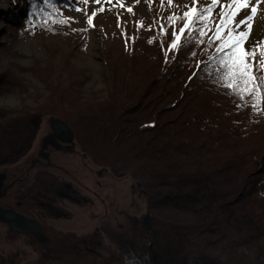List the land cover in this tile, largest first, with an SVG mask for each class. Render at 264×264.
<instances>
[{
  "label": "trees",
  "instance_id": "1",
  "mask_svg": "<svg viewBox=\"0 0 264 264\" xmlns=\"http://www.w3.org/2000/svg\"><path fill=\"white\" fill-rule=\"evenodd\" d=\"M66 1L48 0L51 4L44 5L42 0H30L27 7L36 19L48 16L50 23H58L53 4ZM243 17L241 10L236 20H244ZM167 24L154 28V43L146 37L122 39L115 70L122 72L124 82L123 77L129 72L143 75V68L152 69L158 79L167 78L168 83L183 89L182 100L187 99L186 94L191 97L193 116L179 113L162 121L159 119L162 114L175 109L176 103H171L161 109L148 108L147 120L141 115L147 107L143 109V99L148 97L149 103L156 106L164 102L165 89L160 91L162 95L156 91L155 97L149 84L144 95L138 97L126 92L123 83L115 77L111 83L113 90L105 100L95 103L87 116L78 111L59 113L54 106L45 112L68 124L75 138L83 131V141L88 137V123L92 125L94 131L89 132L85 154L97 163H109L117 174L130 173L141 188L146 187L143 190L151 201L150 208L183 210L197 218L185 224L178 219L161 222L157 224L158 231H153V238L143 237L136 231L134 241L120 239L128 264H264V244L253 260L243 254L234 261H225L208 252L220 236L233 243L242 235L246 234L243 239L248 241L253 233L261 232L262 239L253 244L259 246L257 242H264V213L262 218L248 213L244 205L236 206L242 197L250 194L251 199L260 203L261 197L264 201V169L254 171V151L240 150L237 143H244L264 131V85L255 97L244 93L241 98L221 79L223 72L218 61L223 52L217 54L220 41L209 46L212 31L207 32L203 43L198 42V33H185L178 42L179 48L167 51L173 40L172 32L182 27L183 21H177L174 26ZM161 27L165 29L163 35ZM251 39L261 40L259 51L264 52V35L253 32ZM255 62L259 67L258 57ZM261 68L257 73L253 70L256 76H264V62ZM4 83L9 82L4 79ZM43 116V109L17 115L0 112V166L15 162L28 152ZM226 152L230 156L223 157ZM259 157L264 160V154L254 158ZM258 184L260 191L257 192L254 185ZM161 234L164 240L159 239Z\"/></svg>",
  "mask_w": 264,
  "mask_h": 264
},
{
  "label": "rangeland",
  "instance_id": "2",
  "mask_svg": "<svg viewBox=\"0 0 264 264\" xmlns=\"http://www.w3.org/2000/svg\"><path fill=\"white\" fill-rule=\"evenodd\" d=\"M42 1L44 5L51 4L48 0ZM29 2L30 0H11L10 4H7L5 0H0V112L9 115H17L23 111L41 112L42 109L44 112L27 153L36 149L40 138L48 132L50 117L58 118L45 112L46 109L54 106L59 113L78 111L85 117L95 103H100L107 98L109 92L113 90L112 77L121 81L123 75L122 72L115 70V63L122 49V39L146 37L154 43L156 39H153L154 28H158L159 24L168 25L169 16L182 17L183 13L190 9L200 11L212 5V0H196L195 4L193 0H171V4L168 0H100L99 3L96 0H88V3H82L81 0H67L65 3L53 4V9L58 13L60 21L50 23L48 16H42V20L36 19V15L28 10ZM228 3L230 0H219V3L212 7L210 15L213 27L219 21L221 7ZM253 6L257 7V14L251 21V32L244 48L249 51L256 49L255 58L258 57L261 62L259 67L253 69L257 73L264 62L259 51L262 42L261 40L251 41V35L253 32L264 35V0H259V3L257 0H251L249 7L242 10L244 19L251 13ZM128 8L132 11L129 12ZM94 12L96 15L93 17ZM89 17L93 21L91 27L88 24ZM200 26L199 23L194 25V27ZM151 70L143 68V75L129 72L123 77L124 82L121 81L126 89L122 88L126 92L138 97L144 95L149 84L155 97L156 91L162 95L160 91L163 92V88L165 89L167 94L164 93L162 96L164 102L156 106L149 103L148 97L143 99V109L147 107L146 110L141 111V115L148 120L150 117L148 108L161 109L176 103L175 109L172 108L174 110L165 112L159 119L162 121L172 119L179 113L193 116L190 111L193 105L189 102L191 97L186 94L187 99L182 100L181 87L178 89V86L168 83L167 78L158 79V74ZM4 79L9 83H4ZM169 89L174 90L168 91ZM179 101L181 103H178ZM93 131L92 125L89 126L88 123L86 141H83L85 137L82 136L83 131H80L76 138L74 136V140L72 138V141L67 143H74L85 154V147L90 142L89 132L93 133ZM237 143L240 150L250 149L254 151V157L261 156L264 154V131H260L259 135L244 143ZM211 156L205 155L206 158ZM222 156L230 155L226 152ZM254 157V171L264 169V160ZM87 159L94 168H104L107 171V175L100 179L105 183L102 189L94 186V178L91 175L86 180L89 190L99 192L104 203L101 205L92 198L93 205L82 210L77 222L84 223V229L91 233L95 226L102 224L99 214L105 210L106 217H109L111 222L110 229L107 228L109 230L105 232L103 248H93L100 255L89 253L84 254L83 258H76L73 254L63 253L60 261L55 263L49 256V245L30 244L23 238L9 241L5 238L4 227L0 224V262H5L1 264H128L120 248V239L131 238L132 242L135 240L134 232L136 231L143 237L153 238V231L155 230L154 233L158 231L157 224L171 221L170 219H178L180 222L182 220L184 224L197 220L193 215L185 214L183 210L175 211L158 206L150 208L151 201L143 190L146 187L141 188V184L130 173L117 174L111 169L109 163H97L89 154ZM109 177L114 178L109 179ZM131 182L137 183L140 191L143 190L142 195L139 196L137 191L135 193L129 191ZM254 186L258 192L260 184ZM252 196L250 194L242 197L236 206L244 205L248 213H256L263 218V198H259L260 201L262 200L259 203L254 198L251 199ZM129 202H134V207H129ZM128 213L135 214L134 221L127 219ZM147 214L150 218L151 230L142 226ZM58 223L69 226L64 220ZM119 225L122 229L118 230L116 228ZM245 235L236 238L233 243L224 239L226 237L220 236L210 245L208 252L219 255L225 261L230 259L234 261L236 257L241 258L243 254L253 260L260 250L258 248L263 246L264 242H257L259 246L253 243L261 240L263 233H253L248 237V241L243 239L247 236ZM163 236L164 234L159 235V239L164 240Z\"/></svg>",
  "mask_w": 264,
  "mask_h": 264
},
{
  "label": "flooded vegetation",
  "instance_id": "3",
  "mask_svg": "<svg viewBox=\"0 0 264 264\" xmlns=\"http://www.w3.org/2000/svg\"><path fill=\"white\" fill-rule=\"evenodd\" d=\"M61 137L65 139L66 135ZM90 175L97 189L105 186L100 179L107 171L90 165L87 156L74 143L53 136L49 126L36 149L13 163L0 166V209L7 212L6 220H0V224L5 238L49 245V256L55 263L63 253L76 258L89 253L99 256L93 248H103L105 232L111 224L105 210L99 214L102 224L95 226L91 233L84 229V223L77 222L82 210L93 205V199L101 205L104 203L99 192L89 190L86 180ZM129 191L142 195L133 182L129 184ZM134 205L129 202V207ZM134 218L135 214H127L129 221ZM61 220L69 226L58 223ZM120 228L121 225L116 229Z\"/></svg>",
  "mask_w": 264,
  "mask_h": 264
},
{
  "label": "snow or ice",
  "instance_id": "4",
  "mask_svg": "<svg viewBox=\"0 0 264 264\" xmlns=\"http://www.w3.org/2000/svg\"><path fill=\"white\" fill-rule=\"evenodd\" d=\"M82 3H88V0H81ZM97 3L100 0H96ZM251 0H230V3L221 7L219 14V23L212 26L211 12L212 7L219 3V0H212L211 6H206L200 11L190 9L183 13L182 17L169 16L168 21L170 26H174L177 21L182 20L183 26L178 30L172 32L173 40L168 46L167 51H175L179 48V41L181 37L187 33L192 35L198 33L199 43H203V38L207 35L208 31H212L211 37L208 38L209 46H213L216 41H220L217 46V54L221 55L218 65L221 68L223 75L221 79L224 81L225 86L236 91L237 95L243 98V94L247 93L255 97L261 85H264V76H256L253 69L256 67L255 52L256 49L251 51L244 48L251 32V21L257 14V7H251V14L244 20H236L239 12L249 7ZM171 4V0H168ZM196 0H193V4ZM259 3V0H257ZM79 11V9H77ZM129 12L131 8L127 9ZM103 11V9H101ZM94 12L92 16L94 17ZM66 22V21H65ZM200 24V27L194 25ZM89 26H93L92 18L88 19ZM151 30V29H149ZM161 34H165V29L161 27ZM167 55V53H166ZM195 55V53H192ZM264 57V52L260 54ZM250 58L251 62H250ZM259 81V83H257ZM256 108V104H253Z\"/></svg>",
  "mask_w": 264,
  "mask_h": 264
},
{
  "label": "water",
  "instance_id": "5",
  "mask_svg": "<svg viewBox=\"0 0 264 264\" xmlns=\"http://www.w3.org/2000/svg\"><path fill=\"white\" fill-rule=\"evenodd\" d=\"M49 126L53 131V136L61 138L65 142H71L73 138V133L69 126L61 119L56 117H50L49 119ZM61 134L66 135V138L63 139ZM6 211L4 209H0V220H6ZM150 218L148 214L144 217L142 222V226L145 227L147 230H151L150 227Z\"/></svg>",
  "mask_w": 264,
  "mask_h": 264
},
{
  "label": "bare ground",
  "instance_id": "6",
  "mask_svg": "<svg viewBox=\"0 0 264 264\" xmlns=\"http://www.w3.org/2000/svg\"><path fill=\"white\" fill-rule=\"evenodd\" d=\"M7 4H10L11 0H5ZM6 5V4H5ZM70 128V127H69ZM71 129V128H70ZM72 131V130H71ZM73 133V131H72ZM73 136H74V133H73ZM137 184V183H136ZM143 191V190H142Z\"/></svg>",
  "mask_w": 264,
  "mask_h": 264
}]
</instances>
